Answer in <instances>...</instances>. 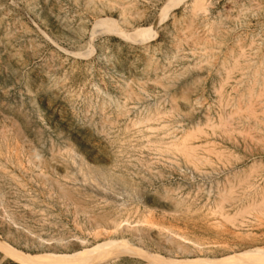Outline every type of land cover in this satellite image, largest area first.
I'll list each match as a JSON object with an SVG mask.
<instances>
[{
  "label": "rangeland",
  "instance_id": "obj_1",
  "mask_svg": "<svg viewBox=\"0 0 264 264\" xmlns=\"http://www.w3.org/2000/svg\"><path fill=\"white\" fill-rule=\"evenodd\" d=\"M192 6L0 0V264H264V0Z\"/></svg>",
  "mask_w": 264,
  "mask_h": 264
},
{
  "label": "bare ground",
  "instance_id": "obj_2",
  "mask_svg": "<svg viewBox=\"0 0 264 264\" xmlns=\"http://www.w3.org/2000/svg\"><path fill=\"white\" fill-rule=\"evenodd\" d=\"M199 0H192V5L193 6H197L198 5ZM204 2V1H203ZM110 4V3H109ZM192 6V7H193ZM171 8V3L168 6V9ZM199 8V7H198ZM124 9V8H123ZM200 9V8H199ZM198 9V10H199ZM206 9V8H205ZM166 10V12H167ZM156 20H153L154 22L151 24L150 28L146 29L144 27H136L135 29H133L132 32H126L124 30H126L125 28L122 29L116 21L110 20L108 19V17L104 18V19H97L96 22L93 25L92 28V38H93V34H95L96 32L98 33V31L104 32V33H111L114 34V36H118L120 38H124L126 39H134L136 42L137 41H142V37L145 35H149V33L151 32V29L162 19L161 18V14L158 15L156 18ZM124 23V22H123ZM125 27V26H124ZM100 32V33H101ZM96 33V34H97ZM103 33V34H104ZM99 35V34H98ZM90 37V35H89ZM95 39V38H93ZM129 41H131L129 39ZM128 42V41H127ZM134 42V41H133ZM138 43V42H137ZM141 43V42H140ZM90 44V43H89ZM139 44V43H138ZM90 49V48H89ZM92 49V48H91ZM88 53V52H87ZM243 54V53H242ZM155 84V83H154ZM157 84V83H156ZM180 93V92H179ZM238 99V97H237ZM145 116V115H144ZM154 117V116H153ZM148 119V118H147ZM136 120V119H135ZM247 120V119H246ZM146 121V120H145ZM203 125V124H202ZM247 125V124H246ZM130 128V127H129ZM173 128V127H172ZM156 131V130H155ZM180 131V130H179ZM190 133V132H189ZM161 134V133H160ZM159 134V135H160ZM183 135V134H182ZM142 138V137H141ZM171 138V137H170ZM153 139V138H152ZM171 142V141H170ZM182 142V141H181ZM180 142V143H181ZM163 144V143H162ZM172 144V142H171ZM166 145V143H165ZM173 145V144H172ZM171 145V146H172ZM179 146V145H178ZM186 146V145H184ZM189 147V146H188ZM161 148V147H160ZM184 149V148H183ZM156 152V151H155ZM161 153V152H160ZM218 158V157H217ZM190 159V158H189ZM77 167V166H76ZM75 167V168H76ZM107 172V171H106ZM72 173V172H71ZM88 179V178H87ZM78 181V180H77ZM107 183V182H106ZM113 193V192H112ZM135 194V193H134ZM249 195V194H248ZM247 195V196H248ZM135 199V198H134ZM11 218V217H10ZM81 242H83L82 240H80ZM80 242V243H81ZM264 258V251L258 252L256 254H254L253 256H251L249 258L250 261L252 262H260L261 259ZM180 262L182 264H242L243 261L242 260H238V259H226L224 258H210V257H198V258H193V259H185V260H180Z\"/></svg>",
  "mask_w": 264,
  "mask_h": 264
}]
</instances>
